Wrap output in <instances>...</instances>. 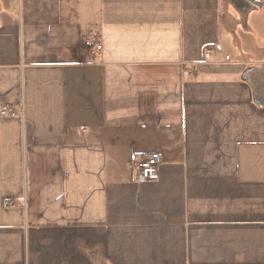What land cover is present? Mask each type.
<instances>
[{"label": "crops", "instance_id": "crops-1", "mask_svg": "<svg viewBox=\"0 0 264 264\" xmlns=\"http://www.w3.org/2000/svg\"><path fill=\"white\" fill-rule=\"evenodd\" d=\"M3 104L0 264H264V0H0Z\"/></svg>", "mask_w": 264, "mask_h": 264}, {"label": "built area", "instance_id": "built-area-1", "mask_svg": "<svg viewBox=\"0 0 264 264\" xmlns=\"http://www.w3.org/2000/svg\"><path fill=\"white\" fill-rule=\"evenodd\" d=\"M84 47L92 50L95 55L101 53L102 44L98 39L95 38H86L83 41ZM211 50H208L205 53V58H210ZM226 60L229 59V56L225 57ZM191 71V70H189ZM0 116L9 117V118H23V110L16 109L9 105L0 106ZM161 155L158 152H151L148 154H138L130 153L129 162L132 166L133 171H135L137 179L155 181L159 178V169L161 164ZM8 202L6 205H10Z\"/></svg>", "mask_w": 264, "mask_h": 264}, {"label": "rangeland", "instance_id": "rangeland-1", "mask_svg": "<svg viewBox=\"0 0 264 264\" xmlns=\"http://www.w3.org/2000/svg\"><path fill=\"white\" fill-rule=\"evenodd\" d=\"M130 166V164L128 165V167ZM135 172V171H134Z\"/></svg>", "mask_w": 264, "mask_h": 264}]
</instances>
